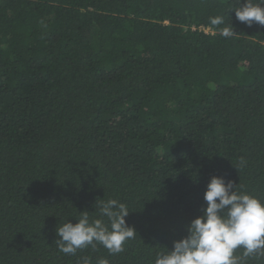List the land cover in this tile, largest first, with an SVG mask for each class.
<instances>
[{"label": "trees", "instance_id": "trees-1", "mask_svg": "<svg viewBox=\"0 0 264 264\" xmlns=\"http://www.w3.org/2000/svg\"><path fill=\"white\" fill-rule=\"evenodd\" d=\"M235 6L0 0V264H153L212 176L264 202V26ZM99 199L126 204L137 235L118 254L58 251L56 227Z\"/></svg>", "mask_w": 264, "mask_h": 264}, {"label": "clouds", "instance_id": "clouds-1", "mask_svg": "<svg viewBox=\"0 0 264 264\" xmlns=\"http://www.w3.org/2000/svg\"><path fill=\"white\" fill-rule=\"evenodd\" d=\"M238 5L232 9L238 21L264 26V0H243L242 4L238 0ZM210 23L219 26L224 18L210 17ZM220 34L228 38L236 33L229 24ZM244 163L241 157L239 167ZM203 199L206 207L189 222L187 235L174 240L171 250L157 252L153 264H247L249 257L264 255V202L219 176L210 177ZM95 207L96 216L79 212L75 223L66 219L56 227L58 251L74 256L97 244L110 254L124 251V243L137 235L124 219L130 212L127 205L116 199H99ZM237 249L243 250L240 255L235 254ZM77 264H92L91 258L81 257ZM97 264L109 261L100 258Z\"/></svg>", "mask_w": 264, "mask_h": 264}]
</instances>
